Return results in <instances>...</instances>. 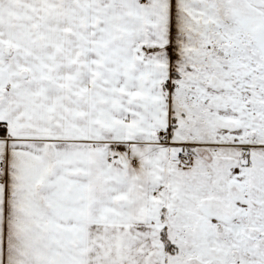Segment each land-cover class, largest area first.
Returning <instances> with one entry per match:
<instances>
[{"label":"snow or ice","instance_id":"snow-or-ice-1","mask_svg":"<svg viewBox=\"0 0 264 264\" xmlns=\"http://www.w3.org/2000/svg\"><path fill=\"white\" fill-rule=\"evenodd\" d=\"M0 264H264V0H0Z\"/></svg>","mask_w":264,"mask_h":264}]
</instances>
